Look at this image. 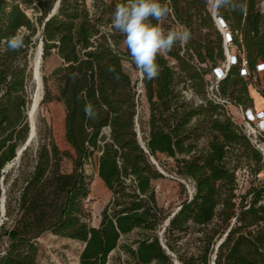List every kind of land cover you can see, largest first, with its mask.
<instances>
[{"label":"trees","instance_id":"trees-1","mask_svg":"<svg viewBox=\"0 0 264 264\" xmlns=\"http://www.w3.org/2000/svg\"><path fill=\"white\" fill-rule=\"evenodd\" d=\"M56 1L0 0V264H38L36 239L45 232L82 242L79 264H116L109 261L116 250L126 256L122 264H264V155L230 109L254 108L252 89L264 99V0H236L245 10L216 14L235 51L226 71L224 34L206 0H161L172 10L163 27L182 24L191 39L157 57L158 77H141L144 120L123 67V36L110 30L125 0H60L46 19ZM17 32L24 46L12 51L7 42ZM38 42L43 59L52 52L62 59L51 76L65 105L69 148L51 136L41 140L33 154L27 147L21 155L32 168H16L11 177L4 167L29 133V56ZM51 99L47 89L42 102ZM158 154L173 158L175 172L193 184L167 225L173 212L159 205L153 185L164 177L152 160ZM92 161L111 192L97 226L85 207ZM242 167L254 177L246 191L239 188ZM188 234L193 238L184 240Z\"/></svg>","mask_w":264,"mask_h":264},{"label":"rangeland","instance_id":"rangeland-1","mask_svg":"<svg viewBox=\"0 0 264 264\" xmlns=\"http://www.w3.org/2000/svg\"><path fill=\"white\" fill-rule=\"evenodd\" d=\"M89 3L91 0H87ZM30 12V10H28ZM39 42L31 50L29 56V71L30 77L27 82V104L24 109V113L27 111L34 99L36 89V81L33 79L32 70L36 62L37 52ZM120 48L125 51L126 47L123 43L120 44ZM233 50L229 49V56L234 55ZM62 63V59L56 52H52L50 56L46 58H41L40 60V77L41 86L40 88V99L38 105L36 106L34 112V124H35V135L30 141L27 147H30L32 154L34 150L38 147V143L41 140H47L51 136L54 141L58 144L61 149L69 148V144L65 139V128H64V117H65V105L63 101L57 99L58 95V84L57 81L51 76V72L54 68ZM123 67L126 72L130 75L135 87L139 84L141 80V75L135 66L130 62L129 56L124 55L122 60ZM46 78V79H45ZM252 79V84L249 87L255 88V80ZM49 90L52 99L49 101L42 102L43 96L46 90ZM252 94L255 97V106L249 110L242 109L236 106H230L233 117L237 120L245 130L251 135V137L257 141L262 153L264 155V143L260 138L264 137V99L257 93L256 90L252 89ZM139 113L142 120L147 117L148 105L146 103L144 93L140 95ZM258 113V114H257ZM28 118V115H27ZM29 119V118H28ZM28 125L30 129V122L28 120ZM262 136V137H261ZM28 137V136H27ZM27 139V138H26ZM23 143H20L18 147H21ZM23 152V151H22ZM21 155L18 158H14L5 165V171H11V177H14L17 173L16 168H32L31 158L28 163L21 159ZM157 159L153 157L159 166V169L163 171L164 177L155 179L153 185L156 189V196L160 206H162L166 212H174L180 205L181 201L189 197L193 191V184L191 180L181 177L175 172L174 160L165 154H158ZM26 163V164H25ZM62 168L64 170H70L71 161L69 159H64L62 162ZM97 166L94 161L89 162L85 166V171L89 175L92 181L98 175ZM239 188L242 191L250 186L254 177L247 167H242L237 171ZM259 180H264V169L258 175ZM92 186V185H91ZM90 186V193L85 199V207L90 212V224L97 226L100 222L101 211L104 205L108 202L111 197L110 190L106 187L102 181L101 185L98 184L96 188ZM3 187L6 188V184L3 183ZM4 217L0 218V224ZM161 229L159 230V232ZM163 229L161 231V236L163 235ZM136 235V232L130 233L124 236L123 240L132 239ZM193 235L188 234L184 240L192 239ZM38 245V264H79V254L83 248V243L77 240H73L67 237H62L50 232H45L41 234L36 239ZM3 246L5 243H2ZM118 254H120L118 256ZM126 259V256L116 250L110 255L109 261L116 264H122ZM181 264V263H179Z\"/></svg>","mask_w":264,"mask_h":264},{"label":"clouds","instance_id":"clouds-1","mask_svg":"<svg viewBox=\"0 0 264 264\" xmlns=\"http://www.w3.org/2000/svg\"><path fill=\"white\" fill-rule=\"evenodd\" d=\"M206 3L217 15L223 7L245 10V5L236 0H206ZM171 11L167 3H161V0H125L115 7L110 30L123 36L130 62L145 79L152 80L159 76L158 56H166L176 44H187L191 39L189 29L182 24L171 29L163 27ZM7 44L10 50L18 51L24 46V36L17 32L8 39ZM109 71L115 69L109 68ZM85 111L91 114V106L86 107Z\"/></svg>","mask_w":264,"mask_h":264},{"label":"water","instance_id":"water-1","mask_svg":"<svg viewBox=\"0 0 264 264\" xmlns=\"http://www.w3.org/2000/svg\"><path fill=\"white\" fill-rule=\"evenodd\" d=\"M59 1H60V0H57V1L55 2V5H54L53 9H52L51 12L48 14V16H47L46 19H48V18H49V17H50L55 11H56V9H57L58 6H59ZM213 15L215 16V19H216V22L218 23V25L221 26V27H224V26H225V23L223 22V20H222L219 16H217L215 13H213ZM38 50H39V54H40V55L38 56L37 63L35 62V65H34L33 70H32L33 79L36 81V84H37L36 89L38 88V81H37L38 78H39L40 86H41V77H40L39 66H40V60H41V58H42V53H43L42 42L39 43V45H38ZM227 54H228V51H227ZM36 73H37V74H36ZM33 100H34V99H33ZM33 100H32L31 105H30V107H29V109H28V111H27V115H28V118H29L28 120H29V122H30V129H29L28 137H27V139L25 140L24 144H23L21 147L18 148V151L16 152V157H15V158H18V157L20 156V154L22 153V151H23L24 149L27 148V146L29 145L30 141L33 139V137H34V135H35V131H34L33 133L31 132L30 111L32 110V113L35 112V109H36V106L38 105V102H37V104L34 106ZM139 139H140L141 143L144 145V142L142 141L140 135H139ZM152 160H153V162H156L153 158H152ZM3 171H4V170H3ZM160 171H161V170H160ZM162 173H163V171H162ZM2 179H3V177L1 178V180H2ZM3 191H4V189H3ZM1 198H2V199H0V201H1V204H0V207H1V214L4 215V213H5V196H2ZM178 209H179V207H178V208H177V209H176V210L170 215V217L167 219V221H165L164 225H167V224H168V222L170 221L169 219L175 214V212H176ZM164 227H165V226H164ZM221 240H222V239H221ZM221 240L219 241V243L221 242ZM175 264H179V261L176 260V261H175Z\"/></svg>","mask_w":264,"mask_h":264},{"label":"built area","instance_id":"built-area-1","mask_svg":"<svg viewBox=\"0 0 264 264\" xmlns=\"http://www.w3.org/2000/svg\"><path fill=\"white\" fill-rule=\"evenodd\" d=\"M222 19V18H221ZM223 20V19H222ZM224 22V21H223ZM225 23V22H224ZM217 25H218V23H217ZM218 28L223 32V34H224V42H225V47H226V55H227V59H226V61L227 62H225V64H224V66H225V71L229 68V66H230V64L231 63H233V62H235V59H236V57L233 55V56H229V37H228V32H227V25H226V23H225V26L224 27H221V26H219L218 25ZM227 51H228V54H227ZM218 72H217V74H218V77H222L223 75H224V72L222 71V69L221 68H218V70H217ZM144 92V90H143V84H142V81L140 80V82H139V84L136 86V94H137V97L138 96H140L142 93ZM249 110V109H248ZM262 114L264 113V111L263 112H261ZM258 114V113H257ZM249 134V133H248ZM253 141L255 142V143H257V141L256 140H254L253 139ZM257 145H258V143H257ZM259 146V145H258Z\"/></svg>","mask_w":264,"mask_h":264},{"label":"bare ground","instance_id":"bare-ground-1","mask_svg":"<svg viewBox=\"0 0 264 264\" xmlns=\"http://www.w3.org/2000/svg\"><path fill=\"white\" fill-rule=\"evenodd\" d=\"M37 57H36V63H37V60H38V56L40 55L39 54V51L37 52ZM37 74V73H36ZM38 81V89L35 93V96H34V100H33V103H34V106L37 104V102H39V99H40V81H39V78L37 79ZM30 120H31V132L33 133L35 131V124H34V113H32V110L30 111ZM102 183V180L101 178L99 177V175H96V178L92 181L91 183V187L94 189L96 188V186H98V184L101 185Z\"/></svg>","mask_w":264,"mask_h":264}]
</instances>
